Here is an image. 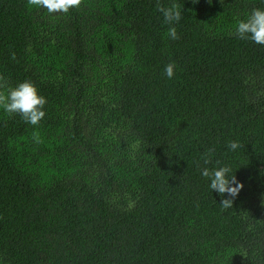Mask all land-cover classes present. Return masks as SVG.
<instances>
[{
	"label": "trees",
	"instance_id": "obj_1",
	"mask_svg": "<svg viewBox=\"0 0 264 264\" xmlns=\"http://www.w3.org/2000/svg\"><path fill=\"white\" fill-rule=\"evenodd\" d=\"M254 8L0 0V92L29 80L47 99L37 126L0 110V264H264V46L235 35ZM210 149L241 184L227 209Z\"/></svg>",
	"mask_w": 264,
	"mask_h": 264
},
{
	"label": "clouds",
	"instance_id": "obj_2",
	"mask_svg": "<svg viewBox=\"0 0 264 264\" xmlns=\"http://www.w3.org/2000/svg\"><path fill=\"white\" fill-rule=\"evenodd\" d=\"M83 0H27L30 8L46 10L49 16L54 14L67 15L70 10L78 9ZM198 0H193L197 3ZM211 2V0H209ZM163 16V22L167 26L166 37L172 41L179 39L176 25L183 18L182 9L173 3L168 7H159ZM235 35L241 40L251 41L264 46V9L254 8L246 14L244 19L237 21ZM12 59H15L13 54ZM174 62L164 67V74L168 79L174 76ZM0 87H4L0 83ZM47 99L39 93L34 83L25 80L13 87H8L5 92H0V110L6 114H18L24 123L37 126L46 115L45 105ZM231 152L237 151L241 145L237 141H229L226 145ZM204 167L201 168L202 177L206 178L211 192L215 191L221 197V206L225 209L232 207L234 199L241 191V184L237 181L233 169L219 161L209 168L207 165L213 162V151L210 149L201 156Z\"/></svg>",
	"mask_w": 264,
	"mask_h": 264
}]
</instances>
